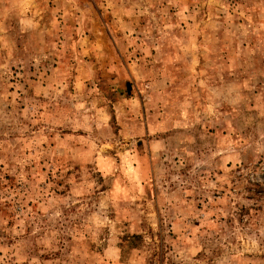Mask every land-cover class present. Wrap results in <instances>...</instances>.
<instances>
[{
	"label": "rangeland",
	"instance_id": "obj_1",
	"mask_svg": "<svg viewBox=\"0 0 264 264\" xmlns=\"http://www.w3.org/2000/svg\"><path fill=\"white\" fill-rule=\"evenodd\" d=\"M0 264H264V0H0Z\"/></svg>",
	"mask_w": 264,
	"mask_h": 264
}]
</instances>
